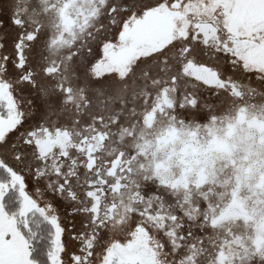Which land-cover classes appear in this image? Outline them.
<instances>
[{
  "label": "snow or ice",
  "instance_id": "6c2138e0",
  "mask_svg": "<svg viewBox=\"0 0 264 264\" xmlns=\"http://www.w3.org/2000/svg\"><path fill=\"white\" fill-rule=\"evenodd\" d=\"M0 264H264V0H0Z\"/></svg>",
  "mask_w": 264,
  "mask_h": 264
}]
</instances>
